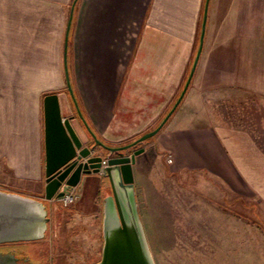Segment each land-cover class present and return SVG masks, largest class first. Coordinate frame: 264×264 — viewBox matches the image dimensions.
<instances>
[{
  "label": "crops",
  "instance_id": "1",
  "mask_svg": "<svg viewBox=\"0 0 264 264\" xmlns=\"http://www.w3.org/2000/svg\"><path fill=\"white\" fill-rule=\"evenodd\" d=\"M204 4L0 0V128H6L0 136V190L52 207L57 203L46 196V96L56 95L60 117L68 119L82 145L92 141L67 89L65 43L68 78L83 118L102 143L121 146L154 129L179 95L198 47ZM251 96L264 100V0H229L226 12L224 0H209L202 51L182 101L154 136L115 155L131 163L149 248L155 220L140 194L152 192L149 185L154 187L160 166L183 177L209 173L223 184L224 176L235 177L264 205L263 149L249 131L205 109L208 97ZM5 103L8 113L2 111ZM95 174L81 178L75 186L78 197L65 210L92 211L88 215H94L101 251L102 200L97 195L104 179ZM154 218L170 223V213L161 210Z\"/></svg>",
  "mask_w": 264,
  "mask_h": 264
},
{
  "label": "rangeland",
  "instance_id": "2",
  "mask_svg": "<svg viewBox=\"0 0 264 264\" xmlns=\"http://www.w3.org/2000/svg\"><path fill=\"white\" fill-rule=\"evenodd\" d=\"M228 6L229 0H224V12ZM188 73L189 70L182 87ZM207 102L205 109L215 119L233 128L249 131L264 149L263 99L253 96L224 100L208 97ZM10 110L5 103L2 111L8 113ZM2 127L0 136L1 129L6 132V128ZM88 141L83 147L90 149L93 144ZM136 146L115 152L114 155L129 152ZM108 154V151L97 147L95 154L91 155L103 159ZM97 168L99 165L92 169ZM154 174V187L149 185L152 192H142L140 201L149 209L152 220H155L150 225L149 241L155 264H264V205L235 177L224 176L223 184L209 173L187 174L183 177L180 174L172 175L161 166L155 169ZM86 175L62 185L60 192H68L75 184L82 183L81 178ZM95 175L100 176L97 173ZM13 186L14 182L11 184ZM109 193L102 186L97 200L103 201V196ZM55 197L53 195L52 198ZM43 202L52 216L44 237L35 241L7 244L18 245L34 264H91L96 261L100 249L98 246L96 248L94 237L97 226L94 215H88L92 211H76L74 214L65 210L74 202L64 206L54 201L57 203L53 207L49 202ZM158 210L170 213V223L164 224L153 219L158 216Z\"/></svg>",
  "mask_w": 264,
  "mask_h": 264
},
{
  "label": "water",
  "instance_id": "3",
  "mask_svg": "<svg viewBox=\"0 0 264 264\" xmlns=\"http://www.w3.org/2000/svg\"><path fill=\"white\" fill-rule=\"evenodd\" d=\"M208 3L209 0H205L198 47L177 99L154 129L121 146L110 147L102 143L83 118L68 78L65 43L64 68L67 89L93 146L90 149L83 147L68 119L63 120L60 117L56 95L46 96L44 98L45 175L48 183L46 196L48 199L53 195L61 196L63 192H59V188L70 180L92 172L99 173L101 157L91 155L95 148L100 147L112 155L101 174L108 182L110 193L104 196L102 201L103 244L101 258L94 264H155L139 215L131 163L128 157H116L114 153L134 147L154 136L180 104L202 51ZM71 19L72 14L69 16L68 28ZM97 165L99 168L92 169ZM49 223L50 216L42 201L0 190V244L39 240L44 237ZM0 264L18 263L13 254L6 253L0 254Z\"/></svg>",
  "mask_w": 264,
  "mask_h": 264
},
{
  "label": "flooded vegetation",
  "instance_id": "4",
  "mask_svg": "<svg viewBox=\"0 0 264 264\" xmlns=\"http://www.w3.org/2000/svg\"><path fill=\"white\" fill-rule=\"evenodd\" d=\"M17 246L13 244H0V254H6V253L13 254L16 257V263L18 264H34L31 262L30 256ZM100 258H101V251L97 260L91 264L98 262ZM38 264H48V263H38Z\"/></svg>",
  "mask_w": 264,
  "mask_h": 264
},
{
  "label": "built area",
  "instance_id": "5",
  "mask_svg": "<svg viewBox=\"0 0 264 264\" xmlns=\"http://www.w3.org/2000/svg\"><path fill=\"white\" fill-rule=\"evenodd\" d=\"M112 157V155L109 153L105 158L101 159L100 162V168L99 173L102 174L104 167L107 166L108 159ZM169 163L172 161L171 157L167 160ZM77 198V192L75 190V186L71 187V189L68 192H63L61 196H56L55 198H52L51 201H58L62 205L67 206L72 204Z\"/></svg>",
  "mask_w": 264,
  "mask_h": 264
},
{
  "label": "trees",
  "instance_id": "6",
  "mask_svg": "<svg viewBox=\"0 0 264 264\" xmlns=\"http://www.w3.org/2000/svg\"><path fill=\"white\" fill-rule=\"evenodd\" d=\"M259 145V144H258ZM263 149V148H262ZM263 151H264V149H263ZM104 187H105V189H108L109 190V185H108V182H107V180L106 179H104ZM110 191V190H109ZM47 208V207H46Z\"/></svg>",
  "mask_w": 264,
  "mask_h": 264
}]
</instances>
